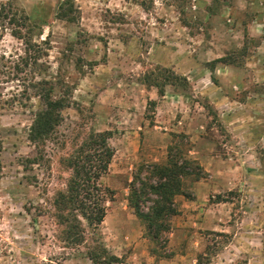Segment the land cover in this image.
Masks as SVG:
<instances>
[{
    "label": "rangeland",
    "instance_id": "1",
    "mask_svg": "<svg viewBox=\"0 0 264 264\" xmlns=\"http://www.w3.org/2000/svg\"><path fill=\"white\" fill-rule=\"evenodd\" d=\"M71 4L70 11L66 0H0V8L5 5L0 13V264H98L89 258L90 250L100 252L98 246L129 264H164L174 253L183 264H260L264 139L255 142V169H247L239 142L249 140L230 139L221 113L206 97L190 84L168 85L165 91L175 96L154 109L148 98L156 88L143 79L152 74L165 82L175 72L206 89L205 70H213L215 83L218 75L230 76L222 63L264 70V0ZM221 57L225 62L214 61ZM249 78L244 70L239 82L234 79L231 90L240 101L246 94L264 95V81ZM43 94L64 98L67 106L56 132L35 144L28 133ZM251 110L247 126L264 131V107ZM237 125L238 130L246 126ZM104 130L111 132L114 155L99 182L113 190V197L104 221L86 230L84 243L71 245L62 239L52 206L71 173L63 159L88 133ZM170 148L173 153L181 149L198 164L201 158L193 149L207 153L205 165L223 160L242 162V168L228 169V185L218 193L214 178L200 164L204 174L185 177L184 190L193 194L196 182L204 179L210 182L208 200L191 205L175 200L179 214L171 218L169 232L153 243L129 204L130 182L145 164L166 163ZM218 198L229 202L216 205ZM209 218L218 231L203 227ZM182 221L189 223L178 233Z\"/></svg>",
    "mask_w": 264,
    "mask_h": 264
},
{
    "label": "trees",
    "instance_id": "2",
    "mask_svg": "<svg viewBox=\"0 0 264 264\" xmlns=\"http://www.w3.org/2000/svg\"><path fill=\"white\" fill-rule=\"evenodd\" d=\"M66 3L71 11V0H66ZM4 6H1L0 13ZM61 15L68 17L65 12ZM214 61L225 62L222 57ZM145 76L144 83L156 85L159 95L163 94V86L167 83L183 88L188 86L186 77L177 76L173 72L170 77L165 76V82H159L152 74ZM40 99L42 107L35 113L28 133L29 140L35 144H43L56 132L62 121L61 110L67 106L64 98L52 99L50 95L43 94ZM155 105L156 101H148V106L154 108ZM110 138L109 130L92 131L77 142L63 159L71 173L65 188L56 192L52 206L62 239L68 244L84 243L86 230L96 229L106 216V203L112 199L113 190L102 186L99 181L107 173L114 155ZM171 149L166 163L145 164L130 182L129 204L143 224L145 235L153 243L158 242L171 229V218L178 213L175 197L182 194L186 198H192L191 192L184 190L183 179L189 176L198 179L204 174L196 160L184 157L179 148L176 153ZM221 200L222 198H218L217 201ZM98 249L100 252L90 250L89 258L93 263L129 264L123 257L109 252L105 246H98ZM149 252L155 254L156 249L151 247Z\"/></svg>",
    "mask_w": 264,
    "mask_h": 264
},
{
    "label": "crops",
    "instance_id": "3",
    "mask_svg": "<svg viewBox=\"0 0 264 264\" xmlns=\"http://www.w3.org/2000/svg\"><path fill=\"white\" fill-rule=\"evenodd\" d=\"M201 55H204V53L202 52L199 57ZM223 69L228 70L229 75L227 78L221 77L219 78V75L217 76V78L219 79L218 83H215L212 81L211 79V73L213 72V70L208 69L209 72H207V70H205L206 75H208V79L210 81V84L207 85L206 89H203V87L201 86V84L198 81L192 80L190 76H183L186 77L188 85L190 84L191 89L195 92L198 91V93L201 96H204V98L206 97L211 104L214 105L215 109H217L221 115H222V121L224 122L225 126L227 127V133H228V137L230 139H236V140H249V142L246 144L245 142H239V144L242 146V148L245 149V153L244 155L246 156L245 158V164L243 166H245V168L250 169V170H254L255 168V164L256 162L252 159L254 156V152H256V141L259 140H263L264 139V131H258V130H253L250 129L247 126V120L249 118V116L251 115V108L253 106L258 107V108H263L264 107V95L260 96L256 93H252V94H246V99L240 101L239 99H237L235 96V92H233L231 90V87L234 84V79H238V82L240 79V75H242V73H244V70H246L247 75H250L251 78L248 79V82H253V80L251 79H256V83H258L259 81H264V77H259L258 74H256L257 72L259 74L264 73V70L261 69H257L258 67H251L250 69H243L240 70L237 67H235L232 63L228 62V63H222L221 64ZM217 67H221V66H217ZM221 67V69H222ZM219 68L216 69V71ZM175 73V72H174ZM236 75V77H235ZM244 84H247L246 78L243 79ZM230 83V84H229ZM144 84V83H143ZM147 85L148 87H155L156 88V92H152L151 96L148 98V101H156V105L154 107V109L157 107L159 108L160 105L163 106L165 104H169L170 103V98L174 97L175 94L173 93H169L165 91V87L168 85H172L175 86L176 84H171V83H167L163 86V94L159 95L158 94V89L156 87V85H148V84H144ZM247 87L249 86L248 84L246 85ZM245 86V87H246ZM189 87V86H188ZM237 88V87H236ZM233 93L234 95L231 96L230 92ZM252 95V96H251ZM236 110H240V111H236ZM157 121V120H156ZM243 122L246 126L244 128V130H238V123ZM258 131V132H257ZM187 135H189L188 133L190 132H185ZM175 134H169L170 136H174ZM192 137H194V135H192ZM190 137V138H192ZM200 138V137H198ZM252 140V141H251ZM254 140V141H253ZM255 147V148H254ZM190 152V151H189ZM192 153H194V155H198L201 159L200 164L203 166V169H205V171H207L208 173L210 172V174H208V177H210V179L214 178L213 184H215V188L217 189L216 191H218V193H220L221 191L225 190V186L228 185V180L230 178V176L227 174L228 169H232V166H238V168H242V162L240 164L234 162L231 163L230 165H228L226 162H224L223 160H221V162H219L218 160L215 161L214 163H206L203 161L205 158H207V154L205 152H202L199 149H193ZM204 155V157H202ZM217 157V156H216ZM215 164V167H212V165ZM205 165V166H204ZM257 169V168H256ZM258 170V169H257ZM213 173V174H212ZM264 178V177H263ZM193 194H192V198L188 199L186 197H184L183 195H180L178 197L175 198L176 201L178 200H183L185 205H191L194 203H197L199 200L205 202L208 196V193H211L210 191V182H206L204 179L199 180L196 182V186L192 188ZM229 201L227 200H221V201H217L215 204L216 205H220V204H225ZM212 207V205L209 206V208ZM180 210V209H178ZM179 212V211H178ZM179 213H177L176 215H178ZM207 224L204 225L203 227L206 229H209L212 232H216L217 230V226L216 224H213L214 220H212L211 218H209L208 220H204ZM188 222L186 221H182L181 223L177 224V232L180 233L182 231L181 228L188 226ZM180 227V228H179ZM202 227V226H199ZM222 233V232H220ZM117 255V254H116ZM118 256V255H117ZM178 253H174L172 254V256L170 257V259L166 260L164 262V264H183L182 260H180ZM119 257H121L119 255ZM222 257V252L218 254V258L220 260ZM263 260V262H262ZM260 260V264H264V258ZM121 264V263H119Z\"/></svg>",
    "mask_w": 264,
    "mask_h": 264
}]
</instances>
